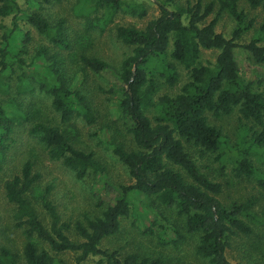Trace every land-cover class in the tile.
<instances>
[{"label": "trees", "instance_id": "obj_1", "mask_svg": "<svg viewBox=\"0 0 264 264\" xmlns=\"http://www.w3.org/2000/svg\"><path fill=\"white\" fill-rule=\"evenodd\" d=\"M154 1L158 14L144 26H114L115 40L128 52L113 67L89 53L84 34L93 28L102 34L118 14L143 18V5L75 0L77 10L89 15L83 32L75 34L64 17L51 19L49 11L63 0H0V185L13 206V226L23 237L21 249L0 245V264H67L59 256L68 253L75 255V264L92 258L95 264H166L142 248L124 252L102 247L129 217L141 237L157 246L178 250L193 239L194 256L208 264H242L229 262L226 251L233 237L253 233L249 222L256 220V199L222 201V185L201 171L193 154L229 159L236 175L254 177L264 190V164L258 167L251 158L255 149L264 151V20L256 28V18L240 0ZM246 2L250 10L264 11V0ZM224 13L235 21L230 37L215 30ZM32 30L49 45L34 47ZM250 30L254 35L243 42ZM203 50L218 51L214 63L201 61ZM64 56H70L83 76L88 69L111 76L107 92L114 100L108 110L114 118L110 115L112 120L93 136L124 166L131 183H113L95 153L78 147L60 127L75 117L88 125L97 122L89 97L63 67ZM178 68L186 82L173 95L158 94L159 81L169 87L177 84ZM35 89L59 114L57 126L42 117L31 96ZM233 113L243 133L229 144L213 120ZM21 129L76 179L91 174L103 182L97 215L64 221L50 196L53 185L40 186L42 175L31 155L3 180L7 152ZM122 129L130 142L123 140Z\"/></svg>", "mask_w": 264, "mask_h": 264}, {"label": "rangeland", "instance_id": "obj_2", "mask_svg": "<svg viewBox=\"0 0 264 264\" xmlns=\"http://www.w3.org/2000/svg\"><path fill=\"white\" fill-rule=\"evenodd\" d=\"M133 1L145 7L147 11L146 16L139 18L137 15L118 14L115 16L114 22L104 28L102 34L99 33L97 28H93L84 34L89 37V40L85 42L86 46L89 45L87 49L89 53L102 58L113 67H118L124 55L128 52L125 46L115 40L114 26L134 25L142 27L149 19L158 14V5L154 0ZM186 1L178 0L180 4H185ZM240 3L251 16L256 18L257 23L255 27L258 28L264 20V11L260 8L250 10L246 0H240ZM72 4L73 9H71ZM78 8L75 0H63L61 4L53 7L49 13L52 17L51 19L58 16L67 19L72 26V31L78 34L85 29L84 20L89 16L80 13L77 10ZM212 18L213 15H210L207 21ZM234 27L235 21L224 13L218 20L215 30L217 33L230 37ZM32 33L34 47L40 44L49 45L46 37L38 35L33 30ZM253 35L254 30H250L243 37L242 41L248 42ZM62 52L64 51L60 53ZM217 54V50H203L200 59L204 64L214 63ZM63 58V67H66L67 74L71 75L72 81H74L73 84L76 82L78 89H82L83 94H87L89 101H91L92 109L97 111V122L88 125L80 117H75L60 127L72 137L78 147L95 153L96 157L107 166L108 178L113 183H131L132 179L129 177L124 166L109 151L104 150L97 144V140L93 136L102 126L112 120V114L109 112L108 106L109 101L114 99H111L112 96L107 92L111 87V76L107 73L95 74L89 69L86 70V74L83 76L78 71V66L72 63L70 56H64ZM178 72L180 79L174 87H169L159 81L161 85L159 86L158 94L167 93L173 95L178 92L179 87L186 82L184 70L178 68ZM31 96L35 97L34 100L37 101L36 106L38 109L41 108L44 119L54 125L59 123V114L49 108L51 105L50 99L47 96L40 94L37 89H35ZM22 97L24 98L26 95ZM237 120L238 115L236 113L213 120L223 130V133L228 136L229 144L239 141L240 134L243 133L242 126L238 125ZM118 127L120 128L119 125ZM120 132L124 136L123 140L130 142V137L124 134L125 131L122 129ZM26 134L21 129L16 137V143L7 152V160L1 175L3 180L14 174L24 159L31 155L32 160L36 164L35 169L42 175L40 186L44 188L47 184L53 185L50 196L64 221L74 223L75 221H84L85 217L97 215L99 213L97 203L101 197L103 198V182L95 180L91 174H88L84 179H76L70 171L61 165L60 161L50 160L43 147L36 142V139ZM193 155L197 159V164L200 166L201 171L207 174L213 181L219 182L222 185V193L220 195L222 201L227 203L234 200L244 201L251 197L256 199V203L252 208L256 220H254L255 222H249L253 228V233L250 236L240 235L231 239L230 247L226 251L227 260L231 263L250 264L259 262L260 264H264V190L260 188L254 177L245 178L236 175L233 164L229 159L215 161L213 155L204 157L199 156V154ZM251 158L254 165L261 166V164H264V151L258 148L255 149V153ZM260 169L264 170V166L260 167ZM40 186L38 190H41ZM12 213L13 206L5 199L3 188L0 185V245L5 244L21 249L23 237L21 229H15L13 226ZM39 213L44 222L48 223V218L41 209H39ZM71 235L76 238L72 233ZM193 241V239H188L178 250L172 247L157 246L154 241L141 237L139 231L132 226V219L129 217L121 220L120 232L111 239L105 240L102 243V247L110 250L122 249L124 252L142 248L152 253V255L161 256L166 260V264H208V260L200 256H194ZM59 257L63 258L67 264H75L74 254L68 253ZM95 262L96 258H92L85 264H95Z\"/></svg>", "mask_w": 264, "mask_h": 264}]
</instances>
